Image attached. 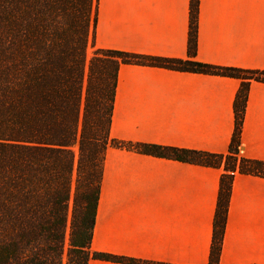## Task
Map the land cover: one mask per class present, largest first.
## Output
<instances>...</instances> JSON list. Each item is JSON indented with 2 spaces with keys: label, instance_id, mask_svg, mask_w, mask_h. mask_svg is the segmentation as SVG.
I'll return each instance as SVG.
<instances>
[{
  "label": "crops",
  "instance_id": "obj_1",
  "mask_svg": "<svg viewBox=\"0 0 264 264\" xmlns=\"http://www.w3.org/2000/svg\"><path fill=\"white\" fill-rule=\"evenodd\" d=\"M191 7L192 0H99L96 46L185 60ZM196 59L263 70L264 0H199ZM240 86L232 77L122 64L111 137L227 154ZM241 146L264 161V82L250 85ZM223 173V165L108 148L92 250L142 264H209ZM219 264H264V177L236 173Z\"/></svg>",
  "mask_w": 264,
  "mask_h": 264
},
{
  "label": "trees",
  "instance_id": "obj_2",
  "mask_svg": "<svg viewBox=\"0 0 264 264\" xmlns=\"http://www.w3.org/2000/svg\"><path fill=\"white\" fill-rule=\"evenodd\" d=\"M98 2L0 0V264H89L91 259L142 264L91 248L110 147L223 165L209 260L219 264L236 173L264 177V161L239 151L250 85L264 82V69L196 59L199 0H192L185 60L99 48ZM122 64L240 79L227 154L112 138Z\"/></svg>",
  "mask_w": 264,
  "mask_h": 264
},
{
  "label": "rangeland",
  "instance_id": "obj_3",
  "mask_svg": "<svg viewBox=\"0 0 264 264\" xmlns=\"http://www.w3.org/2000/svg\"><path fill=\"white\" fill-rule=\"evenodd\" d=\"M92 55H93V49L89 48V50H88V58H90ZM239 151H240L241 155L244 154V147L240 146Z\"/></svg>",
  "mask_w": 264,
  "mask_h": 264
}]
</instances>
